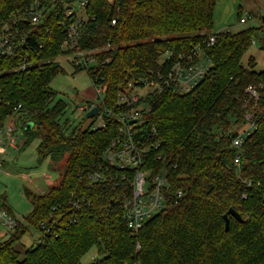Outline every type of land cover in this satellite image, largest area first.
<instances>
[{
  "label": "trees",
  "instance_id": "obj_1",
  "mask_svg": "<svg viewBox=\"0 0 264 264\" xmlns=\"http://www.w3.org/2000/svg\"><path fill=\"white\" fill-rule=\"evenodd\" d=\"M32 1L0 0V30ZM216 4L217 0H92L89 6L94 18L83 30L82 48L99 52L97 64L84 70L95 87L104 89L100 109L125 111L117 100L129 83L163 85L177 61H197L198 48L211 63L207 77L190 92L180 93L170 83L143 99L150 109L144 112V127L155 130L153 142L159 144L147 160L155 173H166L170 189L167 207L136 237L119 209L111 206L109 188L84 178L115 130L91 131L90 124L68 132V121L61 122L68 102L56 100L50 86L65 72L56 60L65 54L60 17L46 15L33 30L32 44H27L33 55L26 70H17L21 56L0 55V128L9 115L19 114L24 145L40 139L39 163L46 158L51 164L65 161L57 185L41 193L25 188L33 210L0 241V264H82L93 247L104 257L91 264H264V70L255 71L254 58L242 64L256 39L264 49V13L251 14L260 20L258 26L214 32ZM237 14L240 19L241 7ZM210 36L216 38L212 45L207 44ZM250 85L257 88L258 100L246 92ZM247 110L256 112L258 127L237 148L233 136L247 125ZM27 123L33 127L26 129ZM238 154L239 167L234 163ZM73 193L84 199L80 210L69 206ZM1 200L14 214L6 197ZM41 222L48 225V233L41 230ZM30 226L42 232V241L24 248L21 258L16 247Z\"/></svg>",
  "mask_w": 264,
  "mask_h": 264
},
{
  "label": "built area",
  "instance_id": "obj_2",
  "mask_svg": "<svg viewBox=\"0 0 264 264\" xmlns=\"http://www.w3.org/2000/svg\"><path fill=\"white\" fill-rule=\"evenodd\" d=\"M91 1L33 0L3 23L0 30V55L21 56L22 60L17 70H26L30 65L29 58L31 54L33 55L32 46L27 45L31 43L30 37L34 36L33 30L45 20L46 15L51 14L60 17V24L65 31L62 49L66 57L74 55L72 64L75 70L93 67L97 64L95 55L99 49L82 48L81 40L84 28L90 19L94 18L89 10ZM250 18L251 14L245 12L239 22L246 23ZM115 23L116 20H113L112 24ZM215 42V36H210L207 44L212 45ZM195 55L198 59L190 65H183L181 59L177 61L169 70L167 79L163 80V85L162 82H144L143 86L137 87L129 83L128 87L119 93L117 100V106L125 107V111L106 107L100 109L98 107L100 105L93 104L81 108L88 112L95 106L99 108L94 116L95 120L89 127L91 131L107 132L109 129L112 130V127L115 130V136L102 152L100 160L85 170L84 178L95 185L109 188L106 196L110 197L112 193L111 206L119 209L133 237L137 236L146 222L167 207L166 193L170 189L166 173H155L147 160L148 154L157 150L159 144L153 142L155 130L144 127V112L150 109L143 99L155 90H163L170 83L180 93L193 90L207 77L211 68V63L204 56L202 49L198 48ZM101 89L97 87L99 93ZM246 92L251 99H259L260 94L255 86H248ZM245 120L247 125L233 136L232 142L237 148H240L246 136L258 127V116L255 111L247 110ZM20 122L19 114L16 113L6 118L0 128V154L5 153L8 148L16 147L18 136L15 133L17 123ZM240 162L241 157L238 154L234 163L239 167ZM60 178L52 186L57 185ZM48 180L50 181L49 177ZM181 195L182 192L179 191L178 196ZM80 197L79 194L73 193L69 206L80 210L85 203L83 197ZM19 222L16 215L9 212L3 202H0V225L11 234L18 227ZM40 226L43 233L50 231L46 223L41 222ZM41 241L42 232L38 231L34 244ZM139 248L140 245L137 244V249Z\"/></svg>",
  "mask_w": 264,
  "mask_h": 264
},
{
  "label": "rangeland",
  "instance_id": "obj_3",
  "mask_svg": "<svg viewBox=\"0 0 264 264\" xmlns=\"http://www.w3.org/2000/svg\"><path fill=\"white\" fill-rule=\"evenodd\" d=\"M239 7L242 8L243 14L249 12L252 15L264 13V0H219L217 4L218 17L228 23H232L223 30L237 32L241 29L258 26L260 20L257 17L250 18L246 23H240L238 18ZM256 44H252L249 51L244 55L242 64L247 66L250 58L256 61L255 71L264 70V49L261 48L258 39ZM74 55L67 57L62 54L56 60L65 69L64 73L58 74L51 82V88L57 93V99H63L68 102L65 115L61 122L68 121L67 131L70 132L76 126L83 129L92 123V118H87V110L81 109L85 106L99 105L101 97L104 96V89L100 93L94 86L92 79L87 70L76 71L72 58ZM18 137L16 148H8L3 157V163L0 164V202L1 198L6 197L8 206L13 210L19 221L24 219L32 212L33 205L25 194V188L30 191L40 193V188L46 190L53 187V183L58 182L64 169L65 161L61 160L58 164H51L50 159L46 158L39 163L38 146L39 138H34L29 144L24 145L26 135L22 123H17L16 133ZM21 149H18L20 145ZM56 167V170L55 168ZM60 171V172H59ZM25 175L27 177L25 178ZM32 180H30L31 178ZM48 177L51 182H48ZM10 231L0 225V241L8 238ZM38 231L31 226L28 232L22 236L17 245L21 252V258L24 257V248H29L34 244ZM104 254L98 252L93 247L83 258L82 264H91L96 259H101Z\"/></svg>",
  "mask_w": 264,
  "mask_h": 264
},
{
  "label": "crops",
  "instance_id": "obj_4",
  "mask_svg": "<svg viewBox=\"0 0 264 264\" xmlns=\"http://www.w3.org/2000/svg\"><path fill=\"white\" fill-rule=\"evenodd\" d=\"M218 1L219 0H217V4H218ZM235 0H233V2H234ZM217 4H216V8H215V24H214V32H218V31H223V29H225L227 26H229V25H231L232 23H228V22H226L225 20H222L220 17H218V13H217ZM238 13V12H237ZM24 142H25V140H24ZM18 144V143H17ZM22 146H23V144L22 145H20V147L18 148V149H21L22 148ZM11 148H16V147H11ZM7 152V151H6ZM6 152L5 153H3V154H1V155H4V154H6ZM4 157V156H3ZM3 157H1L0 158V164H2L3 163ZM55 168V170H56V167H54ZM60 172V171H59ZM27 177V176H26ZM31 178V177H30ZM30 180H32V178L30 179ZM51 181V180H50ZM50 181L48 180V182L50 183ZM41 190H43V191H41V192H44V191H46V189H44V188H40ZM40 192V193H41Z\"/></svg>",
  "mask_w": 264,
  "mask_h": 264
},
{
  "label": "water",
  "instance_id": "obj_5",
  "mask_svg": "<svg viewBox=\"0 0 264 264\" xmlns=\"http://www.w3.org/2000/svg\"><path fill=\"white\" fill-rule=\"evenodd\" d=\"M98 110H99V108L97 106L93 107L89 112H87V118L94 117L97 114ZM32 127H33L32 123H27L26 129L32 128ZM229 214L236 217L237 219H240V215L237 212H235L234 210H230ZM224 217H225V221H226V230H228L229 226H230L229 225V222H230L229 216L225 215Z\"/></svg>",
  "mask_w": 264,
  "mask_h": 264
}]
</instances>
